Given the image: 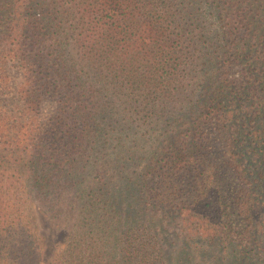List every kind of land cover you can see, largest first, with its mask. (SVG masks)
<instances>
[{
  "label": "trees",
  "instance_id": "16d2710c",
  "mask_svg": "<svg viewBox=\"0 0 264 264\" xmlns=\"http://www.w3.org/2000/svg\"><path fill=\"white\" fill-rule=\"evenodd\" d=\"M33 203L49 264H264V0H0V264Z\"/></svg>",
  "mask_w": 264,
  "mask_h": 264
},
{
  "label": "rangeland",
  "instance_id": "374dc122",
  "mask_svg": "<svg viewBox=\"0 0 264 264\" xmlns=\"http://www.w3.org/2000/svg\"><path fill=\"white\" fill-rule=\"evenodd\" d=\"M12 81L14 84L21 81V72L17 68H12L10 71ZM15 92V90H14ZM14 94V93H13ZM12 94V95H13ZM57 104L53 103L52 100H49L44 106L40 109V116H51L56 114ZM213 138L214 149L216 150V157L223 159V144L219 139L220 136L216 129L211 131ZM26 197V195H25ZM34 205L32 209V222L33 227L35 228L36 235L39 238L40 243V257L43 264H49L57 259L60 255L62 259L68 255V253H59L64 248L65 239L67 233L65 231L57 233L53 227L52 221L44 213L45 211L37 204ZM46 216H45V215ZM64 234V235H63Z\"/></svg>",
  "mask_w": 264,
  "mask_h": 264
}]
</instances>
